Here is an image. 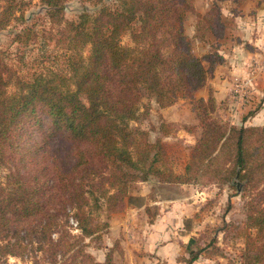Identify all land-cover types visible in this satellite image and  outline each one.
Here are the masks:
<instances>
[{
    "label": "trees",
    "instance_id": "16d2710c",
    "mask_svg": "<svg viewBox=\"0 0 264 264\" xmlns=\"http://www.w3.org/2000/svg\"><path fill=\"white\" fill-rule=\"evenodd\" d=\"M2 1L0 30L24 20L28 6L22 0ZM41 2L49 22L57 25L52 39L65 50V61L60 69L15 78L0 50V150L8 151L11 160L25 151L23 121L40 108L49 120V132L40 136L54 139L50 147L57 157L52 155L51 167L32 162L29 173H17L10 184L0 186L10 191L0 203V260L26 249V233L28 244L37 242L44 252L52 249L53 261L59 253L57 264H81L79 237L101 227L95 217L101 211L123 210L136 184L155 178L175 184H228L243 197L250 196L242 229L247 234L237 264H264V126L224 124L212 115L216 101L211 94L208 99L195 97L224 59L217 50L202 57L193 53L183 25L187 12L194 10L191 0H95L98 9H86L71 20L63 16L64 0ZM212 10L220 14L221 9L216 4ZM200 21L204 25L196 26V36L203 38L200 31L211 30L212 20L207 13ZM127 33L130 42L122 44ZM30 37L31 27H24L13 40L27 44ZM13 82L19 87L10 91ZM144 95L161 107L178 99L193 104L202 133L182 173L172 170L160 141H148L143 131L130 125L142 114ZM69 212L82 235L74 238L64 231L52 239L51 233L61 228L60 213ZM33 220L37 222L31 224ZM196 258L197 253L187 264ZM92 264L112 260L108 256Z\"/></svg>",
    "mask_w": 264,
    "mask_h": 264
},
{
    "label": "rangeland",
    "instance_id": "374dc122",
    "mask_svg": "<svg viewBox=\"0 0 264 264\" xmlns=\"http://www.w3.org/2000/svg\"><path fill=\"white\" fill-rule=\"evenodd\" d=\"M22 1L28 3L24 20H14L10 26L0 30V50L14 77L28 79L32 73L62 68L66 52L57 47L52 39L57 25L49 22L41 0ZM115 1L104 0L107 4ZM63 4V16L68 20L76 19L86 9L94 11L99 7L95 0H64ZM216 4L221 9L220 14L212 10ZM191 5L194 10L187 12L183 25L193 53L202 57L217 50L224 59L216 65L195 97L208 99L211 94L216 101L212 115L224 124L264 126V0H191ZM207 13L212 20V29L208 32L201 29L204 37L200 38L196 36V26L204 25L200 16ZM24 27H31L34 34L27 44L13 40L14 33ZM129 42V33L124 34L121 43ZM17 87L19 85L13 82L9 90ZM141 104L142 114L137 121L130 123L131 127L143 131L150 142L160 141L172 170L182 173L190 150L202 133L193 104L188 99H178L170 106L161 107L155 98L147 95L142 97ZM48 121L45 112L37 108L36 114L27 123L23 121L25 128L21 131V149L25 151L11 160L8 151L0 150V186L10 184L17 173H29L34 161L39 166L43 163L47 167L52 166V157H57L50 147L54 139L51 141V138L40 136L42 132H49ZM41 149H46V152L42 154ZM35 151L39 153V158L34 155ZM261 189L262 186H259L258 192ZM9 192V189H0L1 204L2 195L8 197ZM130 196L132 198L123 210L101 211L99 217H95L101 227L93 235L83 238L79 237L82 232L72 212L66 216L60 213L61 228L53 231L51 238L57 239L64 231L74 238H81L83 255L81 253L77 258L81 264L102 262L108 256L112 264H155L152 256L159 240H149L148 243L145 236L148 231L152 232L158 217L159 206L154 202H166L167 198H171L179 208V219L172 223V230L177 235L182 232L187 241L191 240L188 249L185 250L184 245L178 247L174 256L177 264H187L196 253L197 258L191 264L238 263L247 234L243 231L246 203L250 196L243 197L228 184L205 180L175 184L155 178L138 182ZM145 203L147 205H143ZM128 206H133V209H128ZM36 222L33 220L31 224ZM181 227L187 233L184 234ZM24 232L21 234L24 235ZM32 237L34 239L36 235L32 234ZM22 241L27 244L26 249L17 255L1 257L0 264H57L56 261L60 260L58 253L53 261L52 249L44 252L37 247V242L28 244L26 233Z\"/></svg>",
    "mask_w": 264,
    "mask_h": 264
},
{
    "label": "crops",
    "instance_id": "0c3cea01",
    "mask_svg": "<svg viewBox=\"0 0 264 264\" xmlns=\"http://www.w3.org/2000/svg\"><path fill=\"white\" fill-rule=\"evenodd\" d=\"M154 203L159 206L157 209L158 217L152 227V232L148 231L145 236L148 243L149 240L151 242L159 240L152 260H156L155 264H157V262L158 264H177L174 256L178 247L184 245L186 250L191 242L190 239V241H187L186 235H182V232L177 235V232L172 230V223L179 219L178 203L171 198H167L166 202L156 201ZM143 205H147V203ZM128 209H133V206H128ZM181 230L184 231V234L187 233L182 227Z\"/></svg>",
    "mask_w": 264,
    "mask_h": 264
}]
</instances>
